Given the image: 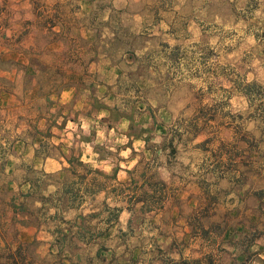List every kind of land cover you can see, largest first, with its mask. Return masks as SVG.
Instances as JSON below:
<instances>
[{
	"label": "rangeland",
	"instance_id": "374dc122",
	"mask_svg": "<svg viewBox=\"0 0 264 264\" xmlns=\"http://www.w3.org/2000/svg\"><path fill=\"white\" fill-rule=\"evenodd\" d=\"M93 1L87 14L64 0L58 10L64 20L63 54L33 58V76L43 84L67 83L75 76L71 68L86 80L110 84L102 103L89 108L80 98L68 115L89 111L91 118L80 121L75 140L90 142L107 162L103 166L127 161L129 168L122 184L99 172L84 183L87 169L79 164L73 173L49 179V196L73 194L63 199L61 212L71 211L61 216L82 219L84 232L74 229L68 244L75 249L87 242L91 254L96 243L129 264H264V0L186 5L145 0L142 25L132 17L141 7L117 9L106 0ZM52 3L38 1V12L45 14ZM162 17L168 20L164 24ZM30 107L40 108L39 103ZM17 108L9 120L0 114L2 257L7 243L18 247L20 223H46L35 204L44 186L36 185L25 199L12 191L17 184L6 183L2 147L12 140L8 132L23 124L19 115L26 110ZM101 188H109L106 203L80 197L81 191ZM12 196L17 216L8 203ZM110 222L112 229L104 233ZM23 249L31 263L56 258L36 240Z\"/></svg>",
	"mask_w": 264,
	"mask_h": 264
},
{
	"label": "crops",
	"instance_id": "0c3cea01",
	"mask_svg": "<svg viewBox=\"0 0 264 264\" xmlns=\"http://www.w3.org/2000/svg\"><path fill=\"white\" fill-rule=\"evenodd\" d=\"M38 1L44 2V0H0V114L2 118L5 119L7 116L9 120L10 112L13 113L14 110L19 109L17 106L23 105L26 109L23 114L20 113L19 115L23 124L18 128L13 127L14 130L8 132L12 140L7 146L3 145L2 147L7 152L4 158L5 165H3L4 175L7 176V184L18 185L12 191L22 192L25 199L33 196L36 185H42L45 189L41 193L40 199H36L35 204L39 210L45 212L44 221L46 223L40 222L36 225L29 222L20 223L17 229L19 232L17 244H28L36 240L44 246L47 255H56L50 264H129L130 262L121 255L115 257L108 255L110 250H104L96 243L92 244L94 249L91 254H88L90 244L87 242L81 241L78 243V248H71V243L68 244L67 239H70L74 234L72 231L78 229L84 232V228L79 222L82 219L77 218L78 216H75L74 219L68 217L69 221L61 216L71 211L61 212V203L64 198L71 199L73 194L64 193L63 195L68 196L63 197L59 194L49 196L46 193L49 188L48 185L52 183L49 179L53 176L60 179L63 175L67 176V173H73V166L78 164L87 169L88 174L84 175L82 180L84 183L96 172H99L107 176L108 180L113 178L112 182L122 184L127 180L125 175L129 168L126 167L127 161H120L117 165L110 167L103 166L102 164L107 162L98 158L97 153L92 151L90 142L84 143L75 140L78 138L76 128H81L80 121L91 118L89 111H76L74 115H68L70 107L75 109L80 98L85 97L86 101H89V108L95 102L102 103L107 95L106 89L110 86L107 81L97 83L86 80L76 74L78 71L72 72L71 70L74 71L73 68L68 70L69 73L75 75L73 79L67 83L63 82L59 86H54L53 83L50 86L43 84L42 81L39 82L33 76L34 73H37L33 58L37 54L46 55V57L60 56L64 51L63 41L65 40L64 20L58 12L64 0H50L54 2L52 4L55 7L51 5L45 14L38 12ZM66 1L70 2V7H74L78 11L85 9L87 14L95 5L93 0ZM106 1L111 8L141 7L139 13L132 17L139 25L147 22V16L144 14L145 0ZM186 2L190 4V0H184L183 5H186ZM193 2L195 4L196 1L193 0ZM47 6L45 5L46 9ZM169 13L165 12L164 16L169 15ZM162 18L159 23L164 24V20L168 21L166 18ZM38 40L41 41L40 51L38 50ZM42 64L47 65L50 62L42 59ZM94 64L91 62L89 66L93 67ZM99 93H103L102 96ZM34 103H39V110L30 109ZM69 124H74L75 127L71 128ZM43 126H46L45 129ZM48 139L54 142L53 145H44L43 142ZM77 146H81L80 150L77 153L72 152L73 148H78ZM84 148H87L85 154ZM88 151L91 154H88ZM67 152H72L73 157H67ZM113 168L115 176H112ZM116 168L118 169L116 170ZM36 175H39V178H36ZM70 178V181L73 180L72 178L76 180L75 177ZM108 189L101 188L91 192L83 191L84 194L82 191L79 193L82 194L80 197L83 199L99 200L103 204L111 199ZM49 200L52 201L51 205H48ZM8 203L11 207L10 210L17 216L13 196L10 197ZM124 209L121 211L123 212ZM82 216H85V213ZM61 218L63 222L60 220ZM112 223L104 225V233L112 229ZM73 226L78 227L73 228ZM70 232L72 233L68 236ZM20 237L23 238L20 239ZM8 247L12 251L16 248L9 243ZM0 264L9 263L0 260ZM17 264L39 263H31L30 258L25 257L23 261H19Z\"/></svg>",
	"mask_w": 264,
	"mask_h": 264
},
{
	"label": "trees",
	"instance_id": "16d2710c",
	"mask_svg": "<svg viewBox=\"0 0 264 264\" xmlns=\"http://www.w3.org/2000/svg\"><path fill=\"white\" fill-rule=\"evenodd\" d=\"M254 85H247V88L249 89L250 87H252ZM247 94V93H245ZM106 110H108V112L110 113V109L109 108H105ZM138 138V137H136ZM19 210L22 211V209H24V205L23 204H19ZM16 209V208H15ZM0 240H3L0 236ZM22 246L26 247L28 246V244H18V247L14 249V251H11V248L8 247V243H7V249L6 252L7 254L2 257L0 256V260H4L7 263H11V264H17V262L19 261H23V259L26 257V253L25 250H22Z\"/></svg>",
	"mask_w": 264,
	"mask_h": 264
}]
</instances>
